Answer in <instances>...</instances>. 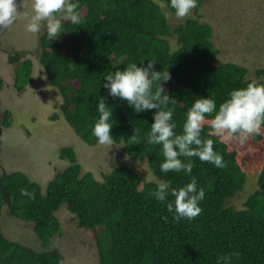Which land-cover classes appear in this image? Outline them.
Listing matches in <instances>:
<instances>
[{
    "label": "trees",
    "instance_id": "obj_1",
    "mask_svg": "<svg viewBox=\"0 0 264 264\" xmlns=\"http://www.w3.org/2000/svg\"><path fill=\"white\" fill-rule=\"evenodd\" d=\"M209 0H198L194 12ZM169 0H79L85 23L73 26L63 22L66 32L48 39L39 34V61L49 85L63 99L60 113L75 134L87 145L96 146L92 128L98 118V96L107 90L99 87L109 73L123 70L132 63L155 60L156 69L169 72L171 80L162 82L175 96L176 132H182L185 113L197 97L211 96L217 104L236 88L250 82L264 84V68L249 79L246 68L220 60L213 43V28L196 18L172 28L161 5ZM26 50L10 52L7 58L15 75V88L22 91L33 81V62ZM24 58V60H23ZM0 87L2 81L0 80ZM119 99V98H117ZM113 108L114 143L120 150L145 164L156 181H147L131 166L116 165L102 180L93 173H82V166L71 147L60 150L61 160L69 166L53 180L41 186L21 172L0 177V217L5 206L10 215L33 224V231L45 251L36 252L6 239L0 227V264H60L57 250H50L51 240L61 235L56 216L62 206L77 218L78 227L95 233L99 264H216L221 254L237 253L233 264H264V164L258 189L239 210L228 205L245 185L246 176L237 161L236 152L205 126L204 139L214 141V149L223 155L226 167L218 169L198 158H181L193 164L192 175L204 188L202 212L193 221H175L166 203L151 195L159 180L167 179L173 187L191 180L183 172L167 175L160 172L163 161L161 146L146 143L150 131L151 110L136 114L125 101L108 98ZM54 114L51 120H57ZM6 112L0 131L11 126ZM135 128L141 129L134 136ZM261 140V136L254 138ZM26 189L31 195H21ZM174 199L169 197V202ZM168 216V220L163 218Z\"/></svg>",
    "mask_w": 264,
    "mask_h": 264
},
{
    "label": "rangeland",
    "instance_id": "obj_2",
    "mask_svg": "<svg viewBox=\"0 0 264 264\" xmlns=\"http://www.w3.org/2000/svg\"><path fill=\"white\" fill-rule=\"evenodd\" d=\"M161 7L172 28L191 18L209 24L213 28V43L220 52V60L246 68L249 79L253 80L256 71L264 68V0H209L185 18H177L164 5ZM26 12L27 16L21 12L15 25L2 31L0 36V122L6 112H10L12 118L10 128L0 131V177L24 173L44 192L46 184L69 166L59 154L62 148L71 147L82 166V173L91 172L97 180H102L103 174L122 163V166L131 165L128 167L147 181H156L146 161L145 164L136 162L119 146H89L75 134L60 113L62 97L49 85L44 68L39 65V53L35 50L39 35L25 30L32 12L31 0H27ZM24 47H29L26 58L33 62L34 82L17 94L11 89L14 76L7 58L10 52L24 50ZM54 114L58 116L55 121L51 120ZM224 142L230 151L236 152L238 164L246 176L243 189L228 202L229 206L239 210L258 189L264 164V135L260 141L252 138L243 143L235 139ZM56 216L62 234L54 236L49 251L59 252L60 264H99L95 233L79 228L77 218L66 206H62ZM0 227L6 239L36 252L45 251L33 231V224L13 218L7 206L2 210Z\"/></svg>",
    "mask_w": 264,
    "mask_h": 264
},
{
    "label": "clouds",
    "instance_id": "obj_3",
    "mask_svg": "<svg viewBox=\"0 0 264 264\" xmlns=\"http://www.w3.org/2000/svg\"><path fill=\"white\" fill-rule=\"evenodd\" d=\"M197 5L198 0H169L168 3L177 18L190 16ZM26 8L27 0H0V31L14 26L21 12L27 16ZM31 9L25 30L39 35L46 29L50 40L66 32L63 22L72 25L73 30L85 23L79 0H31ZM156 64L154 59L146 63L141 61L139 66L132 63L104 77L99 87L106 89L107 94L97 98L96 111L99 115L92 134L100 145L111 146L114 143L111 131L114 125L113 108L107 103L109 97L125 101L136 114L155 110L152 112L150 131L144 135L148 145L161 146L164 159L159 166L160 172L165 175L183 172L190 175L191 180L178 188L173 187L170 180H159L151 195L158 202L166 203L167 212L173 220L191 222L201 214L200 204L206 194L192 175L193 164L185 163L181 158L190 160L196 157L218 169L226 167L223 155L214 149V141L202 137L205 126L211 130L209 135L218 137L221 142L235 139L243 143L264 135V84L250 82L246 87L233 89L219 105L211 96L197 97L185 113L182 132L178 134L174 119L178 101L162 83L170 81L171 75L168 71L157 70ZM140 134L141 129L135 128L134 136ZM21 195L31 194L21 189ZM169 197L174 199L169 202ZM163 219L167 221L168 216ZM237 255H218L216 264H233V257Z\"/></svg>",
    "mask_w": 264,
    "mask_h": 264
},
{
    "label": "flooded vegetation",
    "instance_id": "obj_4",
    "mask_svg": "<svg viewBox=\"0 0 264 264\" xmlns=\"http://www.w3.org/2000/svg\"><path fill=\"white\" fill-rule=\"evenodd\" d=\"M37 48L35 49L38 53H39V55H40V50H39V38H38V45L36 46ZM29 47H24V51L26 50V52L29 54V52L27 51V49H28ZM21 51H23V50H21ZM26 53V54H27ZM27 54V55H28ZM23 60H24V58H23ZM31 60V59H30ZM32 61V60H31ZM39 65H40V61H39ZM41 66V65H40ZM42 67V66H41ZM42 69H43V67H42ZM12 72H13V69H12ZM13 76H14V82H12V84H11V89L13 90V91H17L16 90V88H15V75H14V72H13ZM32 77H33V81L31 82V83H29V84H27L26 86H25V88L28 86V85H30V84H32L33 82H34V75L32 74ZM25 88L22 90V91H17V92H15V93H17V94H19V93H21V92H23L24 90H25Z\"/></svg>",
    "mask_w": 264,
    "mask_h": 264
},
{
    "label": "water",
    "instance_id": "obj_5",
    "mask_svg": "<svg viewBox=\"0 0 264 264\" xmlns=\"http://www.w3.org/2000/svg\"><path fill=\"white\" fill-rule=\"evenodd\" d=\"M1 33H2V31H0V36H1Z\"/></svg>",
    "mask_w": 264,
    "mask_h": 264
}]
</instances>
